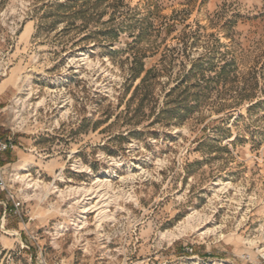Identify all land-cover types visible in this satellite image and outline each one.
<instances>
[{
	"label": "rangeland",
	"instance_id": "374dc122",
	"mask_svg": "<svg viewBox=\"0 0 264 264\" xmlns=\"http://www.w3.org/2000/svg\"><path fill=\"white\" fill-rule=\"evenodd\" d=\"M0 264H264V0H0Z\"/></svg>",
	"mask_w": 264,
	"mask_h": 264
},
{
	"label": "bare ground",
	"instance_id": "6f19581e",
	"mask_svg": "<svg viewBox=\"0 0 264 264\" xmlns=\"http://www.w3.org/2000/svg\"><path fill=\"white\" fill-rule=\"evenodd\" d=\"M16 178V177H15ZM13 179H14V176H13ZM105 182V181H104ZM95 185H97V184H95ZM107 186V188L109 187L108 186V184H106ZM95 187V186H94ZM100 187V186H99ZM50 190V188L49 187H46L45 188V191L47 192V191H49ZM94 191V190H93ZM98 191V190H97ZM110 191V190H109ZM108 191V192H109ZM70 194H74V198H76V199H78L77 201H76V205H78L79 207H81V208H84L85 206H86V204L87 203H85V202H83V200H84V197L86 196V194L89 192V188H87V187H79V188H77V189H71V190H69L68 191ZM69 194V195H70ZM89 194H91V193H89ZM99 194V193H98ZM102 194H104V193H102ZM105 194H107V193H105ZM96 195V194H95ZM73 196V195H72ZM97 196H99V195H97ZM101 196V195H100ZM73 198V199H74ZM81 198V199H80ZM98 198V197H97ZM100 199V198H99ZM103 201V200H102ZM81 202H83V203H81ZM81 203V204H80ZM96 204H98V203H96ZM96 206V205H95ZM87 207V206H86ZM192 224H193V222H192V220L191 219H187V221L184 223V225L182 226V227H180L179 228V230H177L178 232H183L184 230H186V229H189V228H191L192 227ZM167 236V235H166ZM248 243H252L253 244V240H248ZM249 244V245H250Z\"/></svg>",
	"mask_w": 264,
	"mask_h": 264
}]
</instances>
